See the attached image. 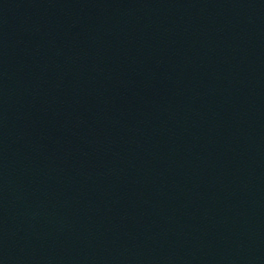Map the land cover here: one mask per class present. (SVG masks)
Listing matches in <instances>:
<instances>
[{
    "label": "water",
    "instance_id": "95a60500",
    "mask_svg": "<svg viewBox=\"0 0 264 264\" xmlns=\"http://www.w3.org/2000/svg\"><path fill=\"white\" fill-rule=\"evenodd\" d=\"M39 0H0V143Z\"/></svg>",
    "mask_w": 264,
    "mask_h": 264
}]
</instances>
